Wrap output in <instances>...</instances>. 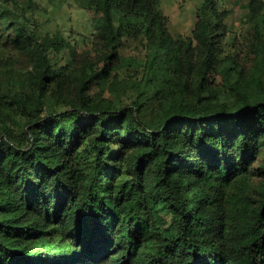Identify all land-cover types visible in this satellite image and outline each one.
I'll list each match as a JSON object with an SVG mask.
<instances>
[{"label":"trees","instance_id":"1","mask_svg":"<svg viewBox=\"0 0 264 264\" xmlns=\"http://www.w3.org/2000/svg\"><path fill=\"white\" fill-rule=\"evenodd\" d=\"M84 1L103 47L76 68L35 0H0V52L27 57L0 59V264H264V0L250 64L219 0L190 37L161 0Z\"/></svg>","mask_w":264,"mask_h":264},{"label":"rangeland","instance_id":"2","mask_svg":"<svg viewBox=\"0 0 264 264\" xmlns=\"http://www.w3.org/2000/svg\"><path fill=\"white\" fill-rule=\"evenodd\" d=\"M37 3L36 20L42 25L41 32L44 35H55L60 33L66 41L75 48V53L63 52L52 54L53 63L57 67L63 66L71 61L74 67H79L87 59H98L99 50L103 47L102 39L95 25L92 24V14L85 8L84 0H35ZM249 0H219V10H229L227 19L228 26V49L232 54H237L241 63L250 64L253 55L248 49V43L253 37L254 26L249 18L247 3ZM204 0H161V12L168 18V30L174 36L190 37L196 23L197 12L200 10ZM91 20V21H90ZM264 25V23H263ZM233 39H236V48L232 47ZM3 42V41H2ZM15 57L20 63L26 64L27 57L18 54L15 49L0 52V59ZM144 62V54L135 43H130L124 52L120 63L119 77L127 80L129 71L125 68L132 64ZM72 66V67H73ZM116 72L109 78L99 80L95 91H106L111 85ZM124 91V83L121 84ZM109 93L106 92V96ZM130 95V92H129ZM153 107L154 104H149Z\"/></svg>","mask_w":264,"mask_h":264}]
</instances>
